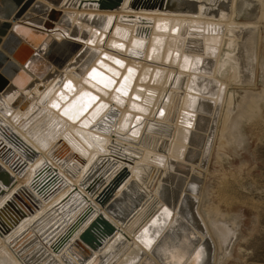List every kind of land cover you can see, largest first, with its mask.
<instances>
[{"label": "bare ground", "instance_id": "obj_1", "mask_svg": "<svg viewBox=\"0 0 264 264\" xmlns=\"http://www.w3.org/2000/svg\"><path fill=\"white\" fill-rule=\"evenodd\" d=\"M107 1L0 0V264H241L246 214L199 185L225 96L250 161L264 0Z\"/></svg>", "mask_w": 264, "mask_h": 264}, {"label": "rangeland", "instance_id": "obj_2", "mask_svg": "<svg viewBox=\"0 0 264 264\" xmlns=\"http://www.w3.org/2000/svg\"><path fill=\"white\" fill-rule=\"evenodd\" d=\"M246 2V7L250 8L247 9L245 7L246 9L243 11L241 16L242 20L247 19L246 16L250 15L252 8V11H254L256 15L259 13L260 4L256 0H246ZM261 55L262 56H260V60L263 62L264 49H262ZM259 69H261V66ZM257 87H260V84H257ZM239 94L246 97V95L248 96V91L240 90ZM225 98L227 99H225L226 107L223 109V114L217 115L218 123L216 122L210 154L206 158L207 161L205 163L204 175L202 182L199 185V189L201 191L199 199H201V193L203 192L204 188L206 189V187H209L210 193L212 195V202L216 206L228 209L229 212H234L236 210L244 212L246 217L243 222V228H241L242 232L244 231L243 229L246 231L250 227L253 229L250 234L245 236L244 239L237 241L235 245L236 248L233 249V255L236 253L239 263L241 264H264V106L255 116H250L248 113H245L244 115L245 118L246 116L254 118V121H247L246 126H242L244 132H242L243 140L249 145L251 152L246 154L249 155L247 156L250 159L249 163L247 162V164H243L239 157L229 156V158L228 155L223 154L224 148L222 146L223 144L221 143L223 142L221 139L223 133L222 131H224L223 126L225 125V118L227 116L228 110H230L229 104L231 102L230 96H225ZM238 106L239 105L237 103L235 105L233 104L229 113L234 112L235 116L239 114L242 108L240 107L239 109ZM256 106L258 105L256 104L253 108L255 109ZM245 107L248 108V105H244V108ZM241 117L242 116H240L239 119ZM220 127L221 130L219 129ZM248 136L249 138H247ZM231 146L233 145L231 144ZM212 154L213 157L211 159ZM216 161L218 163H216ZM203 196H205V192ZM199 205L200 204H198V206ZM238 244H241V249H237ZM236 262L237 261L235 260H230L227 264H236Z\"/></svg>", "mask_w": 264, "mask_h": 264}, {"label": "water", "instance_id": "obj_3", "mask_svg": "<svg viewBox=\"0 0 264 264\" xmlns=\"http://www.w3.org/2000/svg\"><path fill=\"white\" fill-rule=\"evenodd\" d=\"M109 1L115 2L114 0H109ZM109 1L102 2L103 8L110 7V6L112 7L113 4ZM106 4H107V6H104ZM5 27L6 26L3 25V27L0 28V31L5 32L6 31ZM7 84H8V80L3 75L0 74V89L5 87ZM114 229H115V226H113V224H111L108 220H106L105 218H100L97 222H95L93 224V226H91V228H89V230L83 235L82 238L85 242H87L91 245H95V243H94L95 240L93 238H95L96 234L99 233V230H103L104 234H107V233L113 234L116 231ZM88 256L89 255H85V257H83V261L86 260Z\"/></svg>", "mask_w": 264, "mask_h": 264}]
</instances>
